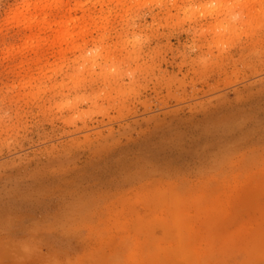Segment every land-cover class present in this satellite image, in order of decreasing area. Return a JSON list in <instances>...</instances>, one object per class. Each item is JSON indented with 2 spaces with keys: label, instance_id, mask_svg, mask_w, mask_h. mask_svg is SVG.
I'll return each mask as SVG.
<instances>
[{
  "label": "rangeland",
  "instance_id": "1",
  "mask_svg": "<svg viewBox=\"0 0 264 264\" xmlns=\"http://www.w3.org/2000/svg\"><path fill=\"white\" fill-rule=\"evenodd\" d=\"M263 260L264 0H0V264Z\"/></svg>",
  "mask_w": 264,
  "mask_h": 264
},
{
  "label": "bare ground",
  "instance_id": "2",
  "mask_svg": "<svg viewBox=\"0 0 264 264\" xmlns=\"http://www.w3.org/2000/svg\"><path fill=\"white\" fill-rule=\"evenodd\" d=\"M174 227V226H173ZM176 227V226H175ZM166 228V227H165ZM182 228V227H181ZM181 230V229H180ZM178 232H179V230H177ZM183 245V244H182ZM183 248V247H182ZM178 250H180V249H178ZM175 251V250H174ZM176 252V251H175ZM180 252V251H179ZM257 257V256H256ZM264 261V260H263Z\"/></svg>",
  "mask_w": 264,
  "mask_h": 264
}]
</instances>
